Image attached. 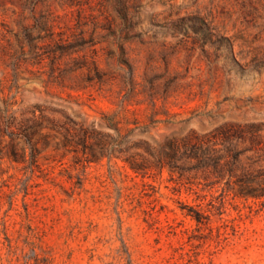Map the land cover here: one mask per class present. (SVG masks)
Masks as SVG:
<instances>
[{
	"label": "rangeland",
	"instance_id": "374dc122",
	"mask_svg": "<svg viewBox=\"0 0 264 264\" xmlns=\"http://www.w3.org/2000/svg\"><path fill=\"white\" fill-rule=\"evenodd\" d=\"M25 1L0 0L14 32ZM27 4L24 23L47 18L60 44L37 42L41 57L21 63L12 92L0 50V91L16 96L19 116L42 106L91 124L125 107L155 122L150 141L239 123L260 126L264 142V0ZM76 158L50 147L34 173L0 163V264H264V199L224 193L201 174L143 177L121 160Z\"/></svg>",
	"mask_w": 264,
	"mask_h": 264
},
{
	"label": "trees",
	"instance_id": "16d2710c",
	"mask_svg": "<svg viewBox=\"0 0 264 264\" xmlns=\"http://www.w3.org/2000/svg\"><path fill=\"white\" fill-rule=\"evenodd\" d=\"M27 2L21 6L22 20L17 22V32L0 22V50L10 60L7 67L14 71L10 92L19 88L17 70L21 63H27L28 56L33 60L41 57L38 50L42 48L37 42H54L57 49L60 44L47 18L32 16L34 24L24 23ZM129 67L131 84L134 70ZM94 69L102 80L104 75L97 66ZM0 94V163L8 160L22 165L25 172L34 173L41 169L40 155L54 147L76 154L78 163L117 159L143 177L157 169H168L180 178H198L201 174L208 186L224 185V193L232 192L246 200L264 199V142L262 128L256 124L225 123L207 133L190 132L150 141L144 135L150 133L155 122L141 125L135 110L123 107L120 112L103 114L99 122L91 124L69 115L64 120L52 118L42 106H35L30 116L25 112L19 116L14 109L18 105L16 96H4V88ZM52 140H56L54 146ZM194 213L197 222L207 217L201 211Z\"/></svg>",
	"mask_w": 264,
	"mask_h": 264
}]
</instances>
